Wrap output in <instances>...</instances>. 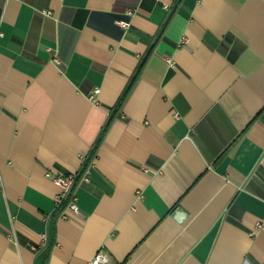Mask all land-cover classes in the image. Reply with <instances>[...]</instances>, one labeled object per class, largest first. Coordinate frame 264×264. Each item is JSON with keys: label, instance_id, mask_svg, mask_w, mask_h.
Returning a JSON list of instances; mask_svg holds the SVG:
<instances>
[{"label": "crops", "instance_id": "crops-1", "mask_svg": "<svg viewBox=\"0 0 264 264\" xmlns=\"http://www.w3.org/2000/svg\"><path fill=\"white\" fill-rule=\"evenodd\" d=\"M0 33V264H264V0H0Z\"/></svg>", "mask_w": 264, "mask_h": 264}, {"label": "built area", "instance_id": "built-area-1", "mask_svg": "<svg viewBox=\"0 0 264 264\" xmlns=\"http://www.w3.org/2000/svg\"><path fill=\"white\" fill-rule=\"evenodd\" d=\"M45 16H50L49 12L43 11L42 12ZM117 25L121 28H125L128 26L126 22L120 21L117 22ZM1 35V33H0ZM53 62L55 64H58V60L54 59ZM169 66L172 65L170 59H168ZM98 91H93V95L90 96V99L93 101V96ZM47 176H50L53 184H55L58 187V192L54 195V202L57 206L64 205V209L61 212L60 217L65 218L66 214L65 212H70L73 214H78V208L75 204V199L73 195V187L75 184V175L74 174H68V175H60L58 173H54L53 175H49L47 173ZM258 226V224H256ZM87 264H109V259L107 255L102 251L99 250L97 253L92 257L90 261H88Z\"/></svg>", "mask_w": 264, "mask_h": 264}, {"label": "trees", "instance_id": "trees-1", "mask_svg": "<svg viewBox=\"0 0 264 264\" xmlns=\"http://www.w3.org/2000/svg\"><path fill=\"white\" fill-rule=\"evenodd\" d=\"M140 67H141V64L139 65L138 70L140 69ZM137 72H138V71H137ZM136 74H137V73H135V75H136ZM132 82H133V79L131 80L130 85L132 84ZM130 85H129V86L127 87V89L124 91V94L122 95V97H121V99H120V102H122V99H124V97L126 96L128 90H129V88H130ZM108 124H109V120L106 121L104 127H103L102 130H101V133H103V132L105 131V129L107 128ZM93 151H94V149H92V150L89 152V154L87 155V157L83 160L82 166H85V165L87 164V162L91 159V156H92V154H93ZM77 179H78V173H76V175H75V181H76ZM61 206H64V205H61Z\"/></svg>", "mask_w": 264, "mask_h": 264}]
</instances>
